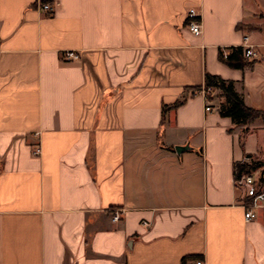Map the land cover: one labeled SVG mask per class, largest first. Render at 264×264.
I'll return each mask as SVG.
<instances>
[{"label": "crops", "instance_id": "0c3cea01", "mask_svg": "<svg viewBox=\"0 0 264 264\" xmlns=\"http://www.w3.org/2000/svg\"><path fill=\"white\" fill-rule=\"evenodd\" d=\"M206 73L264 112V0H0V264H264L234 172L264 119L207 111Z\"/></svg>", "mask_w": 264, "mask_h": 264}, {"label": "trees", "instance_id": "16d2710c", "mask_svg": "<svg viewBox=\"0 0 264 264\" xmlns=\"http://www.w3.org/2000/svg\"><path fill=\"white\" fill-rule=\"evenodd\" d=\"M228 57L225 58L223 50L219 51V58L228 66L237 69H245L247 66H252L255 60H249L244 56L243 46H233L229 48ZM212 89L213 95L210 99L213 100L215 95L222 97L224 100L219 103L218 108L223 117H230L235 125H248L253 120L262 117L264 119V112L251 108L246 105L242 95L236 90L234 81L225 80L219 75L206 73L204 86L187 87L185 90L194 94L197 91ZM215 94V95H214ZM186 97L176 101L170 105H163V115L171 109H176L182 105ZM264 167L262 161L250 159L235 163V181L239 180L243 174H251ZM261 181L264 183V170L261 174ZM194 258V257H189ZM186 258H183V264Z\"/></svg>", "mask_w": 264, "mask_h": 264}, {"label": "built area", "instance_id": "2783aa9c", "mask_svg": "<svg viewBox=\"0 0 264 264\" xmlns=\"http://www.w3.org/2000/svg\"><path fill=\"white\" fill-rule=\"evenodd\" d=\"M42 8L45 12L53 13L51 3H42ZM187 27L194 34L202 32V23L194 9H190L187 15ZM229 52L223 50L225 58L228 57ZM244 56L253 60L257 58V52L253 47H244ZM63 58L67 61L79 60L80 54L75 51H65ZM206 100V110H212V101L210 95H213L212 89L202 90ZM41 152L40 146L35 147L33 150L34 155H39ZM264 167L251 174H243L239 180H236V186L244 191V200L242 207L244 208V217L246 221H252L259 217L261 211H264V183L261 181V174ZM123 209L116 208L113 210L112 219L117 222L122 218ZM146 224V223H145ZM193 264H206L203 260H197Z\"/></svg>", "mask_w": 264, "mask_h": 264}, {"label": "water", "instance_id": "95a60500", "mask_svg": "<svg viewBox=\"0 0 264 264\" xmlns=\"http://www.w3.org/2000/svg\"><path fill=\"white\" fill-rule=\"evenodd\" d=\"M189 148H190L189 145H184V146L183 145H177L175 147L178 154H181L184 150L189 149Z\"/></svg>", "mask_w": 264, "mask_h": 264}]
</instances>
